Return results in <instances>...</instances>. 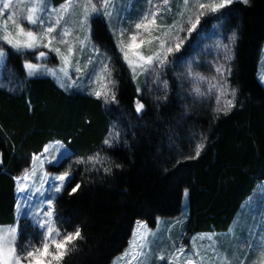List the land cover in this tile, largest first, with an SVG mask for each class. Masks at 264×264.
Segmentation results:
<instances>
[{
  "label": "trees",
  "instance_id": "1",
  "mask_svg": "<svg viewBox=\"0 0 264 264\" xmlns=\"http://www.w3.org/2000/svg\"><path fill=\"white\" fill-rule=\"evenodd\" d=\"M50 1L56 6L65 0ZM223 13L221 20L203 18L198 31L204 36L215 25L214 31L225 44L232 30L238 34L227 80L237 90L239 103L226 116L213 111L215 98L193 102L190 82L182 77V88L174 76L182 66L179 63L166 72L171 87L168 99L157 101L162 92L156 91L151 78L145 85L144 75L133 81L112 35L99 18L93 22V41L103 45L102 53L107 49L115 62L118 103L105 105L104 100L84 90L66 92L50 78H27L24 57L7 49L6 85L0 87V225L16 221L19 196L13 177L31 168L33 155H40L47 144L59 140L71 158L50 169L56 174L69 165L72 169L55 209L64 220L61 229L74 232L79 227L83 237L74 242L75 251L65 257L66 264H111L127 247L137 221L154 228L160 218L167 225L177 220V242L182 240L183 245L197 233L226 230L243 202L264 185V87L258 80L264 0H249L247 5L237 2ZM196 40L194 32L181 52L169 59H192L198 51L191 46ZM214 52L223 61L219 49L212 52L211 60ZM27 55L33 60V53ZM22 80V88L10 90ZM138 84L141 94L136 90ZM230 98H221L220 105ZM137 99L145 104L142 114L135 111ZM114 123L126 130L127 145L108 148L104 140ZM201 133L207 137L205 147L198 158L187 159L195 156ZM170 135L176 141L171 147ZM96 153L110 157L122 168L113 167V174L105 175L102 168L99 172L86 171L84 165L74 164L78 158L87 159ZM76 184L81 187L69 195ZM185 189L187 212L183 214ZM20 230L21 246L30 240L39 244V230L25 220H21ZM151 264L168 263L164 259Z\"/></svg>",
  "mask_w": 264,
  "mask_h": 264
},
{
  "label": "snow or ice",
  "instance_id": "2",
  "mask_svg": "<svg viewBox=\"0 0 264 264\" xmlns=\"http://www.w3.org/2000/svg\"><path fill=\"white\" fill-rule=\"evenodd\" d=\"M148 2L153 4V0H148ZM237 2L247 5L249 0H183V6L176 13L179 19H174L171 24H161L158 23V20L163 19L160 12L163 9L171 12V8L169 0H162V3L158 0L135 22V31L129 35L126 42L123 37L127 29L122 25L123 21L127 19V15H121L117 11L116 0H65L59 7L52 6L49 0H30L26 7V15L19 16L13 9V0H2L0 2V17L5 16L8 10H13L0 23V63L6 66L9 54L4 45H7L8 49L24 57L23 68L27 78H35L41 74L42 65L33 63L27 54L37 53L35 59L46 64L49 58L43 49H47L48 53H55V56L60 60V65L58 68L44 67L43 74L56 79L61 88L65 91L79 90L84 85L82 78L88 76L89 95L95 96L98 100L103 98L105 105L110 102L118 103L115 91L116 80L113 78V73L117 70L115 62L107 49H104L102 53L103 45L94 43L92 36V24L96 18L102 15L109 21L110 27H112V21L115 18L116 22L121 24L118 32L113 29V36L117 37L116 48L130 70L133 81L139 75H144L145 85H147L151 78V83L157 85L156 91L162 92V95L156 96L157 101H166L171 90L166 75L167 69L169 66L175 69L178 63L182 64L184 71L178 73L177 80L180 81L182 88L184 87L182 77L191 83L189 96L192 97L193 102L204 103L215 98L217 106L213 111L217 114L222 112L226 116L239 103L237 90L231 88L227 80V75L232 71L231 61L234 58L232 48L238 39L237 32L232 30L231 35L226 37L227 44L220 43L215 46L217 49L223 50V61L220 60L219 53L217 57L206 62L195 59L184 61L183 57L170 60L169 57L174 53L181 52L185 40L191 37L192 33L195 32L199 38L198 27L203 18L213 17L216 20H221L224 14L223 10L230 9ZM186 13L187 19L184 20ZM69 16L77 17L73 22L74 27L69 26ZM9 22H11V27ZM185 31L188 36L182 37L179 33ZM80 33L83 35L81 36ZM153 45H155L154 48H152ZM146 46L152 49L150 54H145L142 50ZM86 50L92 55L82 65L79 55H83ZM101 54L103 59H100ZM97 61L98 68L95 67ZM202 63L211 66L207 75L199 70ZM90 65L93 67L88 71ZM211 69H214V73ZM73 71L77 76L75 80L70 74ZM260 79L264 83V75ZM65 81L68 83L66 84ZM24 84L25 81H19L17 88L10 90L16 91ZM204 84H207L206 89L202 88ZM136 90L138 94H141L142 86L138 84ZM149 91H153V89H149ZM223 96L231 98L221 106L220 100ZM144 109L145 104L137 99L136 113L142 114ZM192 135L195 136V133L193 132ZM126 137V130L114 123L104 144L108 148H114L121 143L127 145ZM169 140L170 147L176 143L172 135ZM206 140L207 137L201 133V140L195 146V156L187 157V159L198 158L205 147L204 141ZM70 158L69 150L64 144L59 140L55 141L54 145H46L39 156L33 155L31 168H25L20 176L13 177L16 181L18 194L23 195L17 202V224L0 226V264H66L65 257L75 251L74 242L83 239L79 227L74 232L61 229L60 226L64 220L57 215L55 209L58 194L62 193L66 184L70 182L72 165H69V168L59 175L45 168V165H51L54 168L61 167ZM0 163H2V159H0ZM74 164L84 165L86 171L99 172L102 168L105 175L113 174V167L122 168L121 164L115 163L110 157L101 156L100 153L93 154L87 159L78 158ZM106 164L107 166H105ZM97 165L100 167L98 168ZM37 177L38 183L36 182ZM45 185L48 187L45 188ZM80 187V184H76L69 195L75 194ZM53 192L57 195H53ZM184 196L188 197L187 189L184 191ZM45 204L47 205L46 209ZM22 205L23 210H21ZM19 219L31 220L33 229L39 228L41 237L39 244L30 240L23 246L20 245L22 231ZM137 224L141 232L147 229L146 224L140 221H137ZM203 238V236L200 237V239ZM207 238L213 242L208 247L212 248L214 254H217L213 236L208 234ZM195 240L196 237H193V248L188 253H185L183 245L176 248L167 257L168 264H205L206 257L195 246ZM152 245L153 241L147 239V233L139 236L134 233L133 240L129 243V250L125 251L123 258H129L128 264H144L152 254ZM249 247H252L251 241H249ZM146 248L149 251L146 252ZM255 250L264 259V237L256 245ZM158 259H165L162 251L158 255ZM222 264H231V262L225 258ZM240 264H244V262L241 260Z\"/></svg>",
  "mask_w": 264,
  "mask_h": 264
},
{
  "label": "rangeland",
  "instance_id": "3",
  "mask_svg": "<svg viewBox=\"0 0 264 264\" xmlns=\"http://www.w3.org/2000/svg\"><path fill=\"white\" fill-rule=\"evenodd\" d=\"M13 1H14L13 2V9L17 12V15L18 16L21 14L26 15V7L28 6L30 0H27V1L13 0ZM0 2H2V0H0ZM157 2H158V0H153V4H149L148 0H116L117 11L121 15H124V14L127 15V19H125L123 21V25H122L125 29H127V31L125 32V35L123 37L126 42L128 41L129 35L135 31V29H134L135 22L143 15V13L145 11L152 8L153 5L156 4ZM159 2L162 3V0H159ZM49 3L52 6H55L51 3L50 0H49ZM61 4L56 5L55 7H59ZM182 6H183V0H180V2H178V0H169V7L171 8V12H168L167 9H163L160 12V16L163 17V19L158 20V23L171 24L174 19L178 20L179 17L176 15V13L179 11V9ZM13 9L8 10V12L5 14V19H6L7 14H11V11ZM98 18L101 19L105 23L106 29L112 35L113 40H114L115 45H116L117 37L113 36V29H115L118 32L120 27H121V24L117 23L115 18H113L112 27H110L109 21L106 20L102 15ZM75 19H77V17H74V16L68 17V22H69L70 27L75 26L73 23ZM186 19H187V13L185 14V17H184V20H186ZM9 26H11V22H9ZM186 27H187V25H186ZM215 27L216 26L214 25L208 33H206L204 36L200 35L199 38H197V40L192 43V45H191L192 48H196V50H198V51H196L197 52L196 55H193L192 59L199 60L202 62H206V61L211 60L212 52L217 49L215 46L217 44L223 43L219 34L214 31ZM57 32H59V29H57ZM92 32H93V24H92ZM179 34L182 37L188 36V33L186 31L179 33ZM80 35L82 36L83 33H80ZM102 39H104V38H102ZM201 39L203 41L202 43L200 42ZM103 42H106V40L104 39ZM185 43H186V40H185ZM4 47L6 50L8 49L7 45H4ZM154 47H155V45L152 46V48H154ZM9 50H11V49H9ZM142 50L145 52V54H150V51L152 49L146 46ZM219 50H221L223 52L222 49H219ZM43 51H45L48 54V58H49L48 62L46 64H44L41 61H37L35 59V56L37 53H33V56H32L33 60H31L33 63H37V64L42 65L41 70H40L41 74L38 77L50 78L55 82V84L59 88H61L59 86V84L57 83L56 79H54L50 75L43 74L44 73V67H48V68L57 67L58 68L60 65V60L55 56V53H48L47 49H43ZM214 54L216 57L215 52H214ZM78 55H79V53H78ZM90 55H92V53L87 51V50L84 52L83 55H79V58L82 62V65L84 62L87 61V59ZM100 59H103L102 55L100 56ZM201 65H205L204 66L205 68L199 69V70L202 73H204L205 75H207L209 72V68L207 66L208 64L202 63ZM4 66L5 65L3 63H0V87L6 85V84H4V79H3V77H4ZM92 67L93 66L90 65L88 71H90ZM95 67H97V68L99 67L98 61L95 65ZM183 71H184L183 66L179 67V70H177V72H175L174 76L178 75V73H181ZM25 74H26V72H25ZM57 74L59 75V73H57ZM70 74H71V77L73 80H75L77 78L76 73L74 71L70 72ZM262 75H264V44L262 46L261 54H260V57L258 60V80H259V82H261L260 77ZM82 79L84 81V85L79 90H84V91L88 92V85H87L88 76H84ZM65 83L67 84L68 81H65ZM261 84L264 87V83L261 82ZM190 85H191V83H190ZM94 87H95V85H94ZM202 88L206 89L207 84L202 85ZM61 89L65 91V89H63V88H61ZM70 91H78V90L77 89H69L66 92H70ZM221 98L224 100L225 96H223ZM101 99L103 100V98H101ZM50 145H54V143L50 144ZM55 154L58 155V153H55ZM69 154H70V152H69ZM32 163H33V161H32ZM51 167H52L51 165H45V168L47 170H51L50 169ZM51 171L54 174H56L53 170H51ZM56 175H59V174H56ZM36 182L38 183V177H37ZM47 187H48V185H45V188H47ZM260 187H258L252 193V196L250 198L249 203L247 202L248 204L243 203L240 211L235 216V218L231 222L230 226L226 230H222V231L212 230V231L197 233V234L189 237L186 240V242L184 241L185 242L184 245H183L182 240L178 241L177 243H172L169 246L170 250H169V247L167 248L165 245H164L165 249H164V247H160V245H159V242L165 241L164 240L165 233L163 235V230H165L167 224H166V222H164V220H162L161 218L158 219L154 228H150L146 222L140 221L143 224L147 225V229H145L144 232H141L137 222H135L127 247L119 256H117L112 261L111 264H128L129 258H123V254L125 253V251L129 250V243L131 240H133V234L134 233H137L138 236L147 233V239L149 241H153V245L151 248L152 254L144 262V264H151L154 261L155 262L163 261V260L158 259V255L161 253V251L163 252V254L165 256V260L168 263L167 257L172 252H174L176 248H179L182 245L185 248V253H188L187 247H189V244L191 245L190 251L193 248V243H192L193 237H196L195 246L206 257L205 264H222V261L225 258H227V260L230 261L231 264H240L241 260L244 262V264H264V259H262L259 255V252L255 250L256 245H258L261 241V238L264 237V186H260ZM52 194L57 195L54 192ZM60 194H58V196ZM21 195H23V194L18 195L19 196L18 199L20 198ZM44 207L46 209L47 205L45 204ZM21 210H23V205L21 207ZM186 212H187V197L184 196L183 197V204H182V213L186 214ZM21 220H25L31 226L32 222H31V220H28V219H19V226H20ZM17 222H18V215L16 213V221L14 224H10V225H15V224H17ZM10 225H0V226H10ZM173 225H176V224H173ZM36 229L39 230V228H36ZM208 234H211L214 238V246L217 249V254H214L212 248L208 247V245L210 243H213L212 241H209V239L207 238ZM202 236L204 238L200 239V237H202ZM167 237H168V234H167ZM188 241L190 243L187 245ZM249 241L252 242L251 248L249 247ZM145 251L147 252V251H149V249L146 248Z\"/></svg>",
  "mask_w": 264,
  "mask_h": 264
},
{
  "label": "crops",
  "instance_id": "4",
  "mask_svg": "<svg viewBox=\"0 0 264 264\" xmlns=\"http://www.w3.org/2000/svg\"><path fill=\"white\" fill-rule=\"evenodd\" d=\"M21 1H27V0H21ZM14 2V1H13ZM3 19H5V16L3 17H0V23H2ZM11 27V26H10ZM50 144H53V143H49L47 145H50ZM43 152V150H42ZM41 152V153H42ZM39 156V155H38ZM260 186H264L263 184L262 185H259L258 187ZM261 188V187H260ZM19 195V194H18ZM252 196V195H251ZM251 196H249L243 203H249L250 201V198ZM18 202V201H17ZM247 203V204H248ZM177 220H173V221H168V225L166 226L165 230H163V235L165 233V237H164V242H159V245L160 247H164V245L166 247H169L172 243H177V239L179 238V234H180V231L177 229ZM173 224H176V225H173ZM168 234V237H167V234ZM177 234V235H176ZM174 235V236H173ZM177 236V237H175ZM175 237V238H174ZM182 237V236H181ZM176 241V242H175ZM190 242L188 241L187 245L189 244ZM190 244H189V247H187V252L190 251ZM165 249V247H164Z\"/></svg>",
  "mask_w": 264,
  "mask_h": 264
}]
</instances>
